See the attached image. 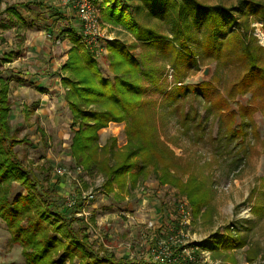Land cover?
Instances as JSON below:
<instances>
[{
  "label": "rangeland",
  "instance_id": "1",
  "mask_svg": "<svg viewBox=\"0 0 264 264\" xmlns=\"http://www.w3.org/2000/svg\"><path fill=\"white\" fill-rule=\"evenodd\" d=\"M54 1L0 0V77L5 78L9 85L11 133L17 138L25 136L33 143L15 146L23 164L31 167L44 184L59 176L58 190L64 196L58 198V202L61 204L70 197L75 198V204L81 206L76 216L83 217L88 226L89 240L100 252L110 251L117 257L134 259H146L152 255L154 259L173 264L177 256L181 259L191 257L189 264H264V112L258 109L252 114L257 135L247 130L240 152L233 150L218 155L209 142H192L181 132L177 118L163 112V94L144 79L149 87L145 98L156 102L151 107L155 114L150 117V124L169 148V162L174 165L169 164L167 170L175 176V184L158 182L151 168L147 178L139 180L135 187L123 191L114 188L112 192H106L102 185L103 176L87 172L70 153L71 114L56 76L58 72L50 69L61 65V30L67 28L63 21H59V13L47 9L60 7ZM99 1L100 22L108 28L110 23L103 19L105 11L102 8L111 6L113 0ZM129 1L127 7L131 21L142 34L147 35L146 39H138L127 30L114 31L111 27L107 32L123 38L133 50V55H141L147 65L157 66L159 80L169 89L174 80L173 70L169 59L152 45V38L153 33L171 37L170 18H175V8L169 4L168 13L160 16L151 10L154 3L149 1L153 0ZM196 1L228 8L239 6L242 0ZM6 6L17 10L22 20L7 11ZM187 12L190 16L191 12ZM69 13L73 14L74 10L69 9ZM235 15L241 20L246 19L248 33L256 36L254 42L264 46L263 22L250 14L247 17L235 11ZM206 30L204 21L191 33L189 46L195 60L185 70L182 83L197 84L208 80L210 93L225 95L229 85L244 72V67L232 53L219 59L205 56L201 45ZM102 41L104 49L99 56H93L100 71L105 72L109 70L105 59L107 40L104 42L103 38ZM261 54L264 56V50ZM261 63L264 65L263 57ZM206 66L210 68V74L203 79L201 73ZM37 67L49 70L47 80L50 89L37 85L38 74L34 72ZM44 89L47 92L39 94ZM250 98L251 92L235 94L230 107L237 109L248 104ZM199 99L193 104L203 115L207 103H199ZM239 118L237 116L238 121ZM109 123V129L99 133V144H104L108 137H114L117 146L121 147L126 142L125 122ZM209 125L213 136L217 121L213 120ZM204 139H208L207 136ZM65 172H70V175ZM194 180L200 186L198 189L191 184ZM19 191L23 190L13 183L10 196ZM82 192H89L93 198L82 203L77 198ZM170 217L175 220L172 222ZM201 242L206 245L199 246L198 253H193L195 245ZM175 249H179V253L177 251L172 257ZM0 264H26L20 246L11 241L1 219Z\"/></svg>",
  "mask_w": 264,
  "mask_h": 264
},
{
  "label": "trees",
  "instance_id": "2",
  "mask_svg": "<svg viewBox=\"0 0 264 264\" xmlns=\"http://www.w3.org/2000/svg\"><path fill=\"white\" fill-rule=\"evenodd\" d=\"M128 1L113 0L102 17L120 24L138 39H146L147 35L131 21ZM149 3H154L151 10L160 16L168 13L169 4L175 8V18H170L171 37L153 33L152 38V45L158 47L171 64L174 80L169 89L159 80L157 66H149L147 61L134 56L131 47L117 38L108 40L105 45L113 78L103 77L96 58L79 43L75 30L68 29L72 45L60 66V82L71 114L70 153L87 172L103 176L106 192L135 187L139 180L147 178L151 168L158 182L175 184V176L167 170L169 164L174 165L169 162V148L150 124V117L155 114L151 107L156 102L145 98L149 87L144 79L163 94V112L177 118L181 132L192 142H209L218 155L233 150L240 152L247 130L257 135L252 114L258 109L264 112V65L261 63L264 46L254 42L256 36L248 33L246 19L235 15V11L247 17L253 15L264 26V1L242 0L239 6L228 8L196 0H153ZM5 9L22 20L11 6ZM187 11L191 12L190 16ZM204 21L207 23L201 45L204 55L219 59L232 53L244 67V72L229 85L225 95L210 93L208 80L197 84L182 83L185 70L195 60L189 46L191 33ZM8 92V82L0 77V219L11 241L20 246L26 264H66V261L68 264H173L154 259L152 255L134 259L95 249L83 217L76 216V212L81 211L80 204L58 202V198L63 197L58 190L59 176L42 183L15 150L18 144L33 143L25 136L17 138L11 133L12 108ZM246 92H251L248 104L237 109L230 107L235 94ZM198 98L199 103H207L203 115L193 104ZM212 119L217 121L213 136L209 125ZM110 121L125 122L126 142L121 147L114 137L99 144V130ZM205 136L208 139L205 140ZM13 183L23 191L10 196ZM191 184L194 189L200 187L195 180ZM170 218L172 222L175 220ZM175 225L177 227L178 222ZM204 243L195 245L193 253H198L199 246L206 245ZM177 251L179 253V249H175L171 256L175 257ZM189 263V258L177 256L175 264Z\"/></svg>",
  "mask_w": 264,
  "mask_h": 264
},
{
  "label": "built area",
  "instance_id": "3",
  "mask_svg": "<svg viewBox=\"0 0 264 264\" xmlns=\"http://www.w3.org/2000/svg\"><path fill=\"white\" fill-rule=\"evenodd\" d=\"M60 4L67 6L75 11L81 24L79 33L80 42L89 52L93 55L99 56L102 52L103 41L105 36L104 29L100 22V8L99 0H57ZM120 2V0H118ZM80 170L79 167H76ZM60 174L64 173L59 171ZM70 175V172H65ZM82 203H88L93 196L87 192H82L79 197ZM75 202L74 197H70L66 200L67 205H71ZM182 211V206H179ZM84 214L80 213V215ZM191 259V257H189ZM157 259V258H156Z\"/></svg>",
  "mask_w": 264,
  "mask_h": 264
},
{
  "label": "crops",
  "instance_id": "4",
  "mask_svg": "<svg viewBox=\"0 0 264 264\" xmlns=\"http://www.w3.org/2000/svg\"><path fill=\"white\" fill-rule=\"evenodd\" d=\"M37 1V0H36ZM57 3H59L57 0H55ZM54 1V2H55ZM130 2V1H129ZM41 4V3H40ZM60 4V3H59ZM54 7V6H53ZM56 7H58V6H56ZM41 8V7H40ZM47 9H49V11L50 10H53V12H56V13H59L58 14V18L60 19L59 21H63L64 23H65V25L67 26V28H64V29H62L61 30V34H62V41H61V44H62V46H63V48L61 49V51H62V56H61V65L65 62V60L67 59V52H68V49L71 47V45H72V43H71V41H70V35H69V31H68V29L70 28V29H74L75 30V35L76 36H78V39H79V43L80 44H82L81 42H80V38H79V33H80V29H81V24H80V21H79V19H78V17H77V14L75 13V11H74V13L73 14H70L69 13V9H71V8H69V7H67V6H64V5H62V4H60V7L57 9V10H55V9H52V8H47ZM102 9H104V11L106 12V10L108 9V8H102ZM72 10V9H71ZM103 11V12H104ZM124 12V11H123ZM127 11H125L124 12V14H127L126 13ZM47 15V14H46ZM62 15V16H61ZM73 17V18H72ZM77 20V23H73V20H75V19ZM69 22H71L72 24H70ZM108 22V21H107ZM108 23H110V22H108ZM78 25L77 27H75L74 25ZM113 28V30L115 31V30H123V31H125L126 29H124L120 24H113V23H110V26L108 27V28ZM108 28H106V26H105V36H104V42H105V40H113V39H120L121 41H123L127 46H128V44L123 40V38H120V37H118L117 35H115V33H108L107 32V29ZM129 32V31H128ZM112 34V35H111ZM65 35H66V37H65ZM84 47V46H83ZM131 51L133 52V50L131 49ZM141 56V55H140ZM140 56H138V58H140L141 59V57ZM105 59L106 60H108L107 59V57H105ZM142 60V59H141ZM61 65H59V68L57 67V66H53V68H50L52 71H54V70H57V72H58V74H56V76H57V78H58V82H59V85L61 86V82H60V77H61V71H60V66ZM106 66H107V63H106ZM98 68H99V70H100V67H99V64H98ZM34 72L35 73H37L38 74V76L36 75V77H37V85L39 86V87H46L47 89H50V88H48L49 87V84H50V82L47 80L48 79V75H47V73H49V70L47 69V68H39V67H37L36 68V70H34ZM100 73H101V75L103 76V77H108V78H113V74L109 71V70H107V71H105V72H101L100 71ZM43 75H46L45 77V79H41L42 77L41 76H43ZM46 81V82H45ZM48 81V82H47ZM46 83V84H45ZM46 85V86H45ZM62 87V86H61ZM62 89H63V91H64V88L62 87ZM46 89H44V90H41V91H39L40 93L39 94H42V95H44L47 91H45ZM64 96V95H63ZM64 100H65V98H64ZM66 101V100H65ZM67 103V102H66ZM68 107V106H67ZM111 123H113V122H111ZM111 123H109L108 124V126L107 127H104V128H102V129H100L99 130V133H101V132H106L107 131V129H109V127L111 126ZM101 175V174H100ZM102 176V175H101ZM59 193L61 194V192L59 191ZM62 196H64V194L62 193L61 194Z\"/></svg>",
  "mask_w": 264,
  "mask_h": 264
},
{
  "label": "water",
  "instance_id": "5",
  "mask_svg": "<svg viewBox=\"0 0 264 264\" xmlns=\"http://www.w3.org/2000/svg\"><path fill=\"white\" fill-rule=\"evenodd\" d=\"M201 74H202L203 79L207 78L208 75L210 74V68L206 66Z\"/></svg>",
  "mask_w": 264,
  "mask_h": 264
}]
</instances>
